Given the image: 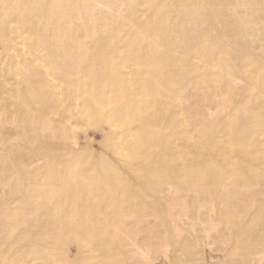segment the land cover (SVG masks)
<instances>
[{
    "label": "bare ground",
    "instance_id": "obj_1",
    "mask_svg": "<svg viewBox=\"0 0 264 264\" xmlns=\"http://www.w3.org/2000/svg\"><path fill=\"white\" fill-rule=\"evenodd\" d=\"M0 1L4 2L5 8L14 2ZM54 1L53 14L62 19L75 10L79 17L96 11L92 4L80 10L63 5L64 0ZM154 19L159 18L155 16ZM151 23L154 21L147 23L148 26ZM139 27L145 29L146 24ZM26 30L31 34L37 32L32 24L22 27V31ZM0 31L5 40L13 43L11 46L18 53L16 62L19 65L17 68L13 66V69H0V78L12 72L10 79L16 82L14 85L11 83L12 89L9 88L7 93L4 87L1 91L0 130L9 139L12 150L13 146L19 149V144L12 140L19 135L29 144V136L35 142L40 141L36 131H27L30 126L41 125V129L47 132L43 142L45 150L25 160L18 155L0 160L4 165L13 164L17 170V175L7 170L1 176L9 183L20 181L29 191L21 199L17 194L13 203L0 202V220L1 217L11 218L19 225L16 234L7 235L11 229L4 233V243L0 237V264H162L161 261L167 264H207L205 252L199 249L190 252L195 253L191 259L182 257L181 253H186L183 248L189 243L183 244L178 238L177 244L182 247L171 248V244L166 242L159 251L153 250L150 256L138 246L137 241L115 231L122 222V215L132 216L129 215L132 211L144 212L147 208L158 212L163 209V198H175L178 190L187 197L193 196L191 205L198 213L211 206L212 211L217 214L219 211L221 223H226L227 227L222 225L227 233H217V238L224 237L227 246H231L232 242L239 243L236 251L228 252L223 249L224 240L213 239V231L211 234V230L205 228L202 234H198L195 243L221 246L216 253H224L228 261L224 259V263L217 264H256L253 262L259 257L262 259L259 264H264V255L246 259L245 248L248 239L255 240L248 255L257 253V248H262L264 253V219L262 222L260 218L264 215V174L259 171L264 167V104L228 105L222 110L237 108L245 116L242 119L232 116L233 127L229 130L210 125L221 119L217 117L219 113H214L219 111L221 100H226L239 84L235 74L226 70L218 77L216 85L213 84L216 79H210L208 73L203 80L191 76L190 86L187 81L178 86L176 79L167 76L165 71L175 74L185 69L186 56L173 60L172 45H167V41L163 43L161 39L158 41H161L160 45L152 39L141 42L137 49L133 44L130 51L135 54L126 55L121 50H107L102 45L103 53L99 51L101 59H94L92 67L83 68L77 62L70 70L69 60L72 57L60 54L62 45L57 30L52 31L54 53L48 46L43 50L33 43L17 47L12 33L4 28ZM40 40L44 42L46 39L43 36ZM104 43L111 46L113 42ZM166 47L169 52L162 53ZM246 54L244 50L237 56L242 58ZM240 63L243 69L259 66L251 55ZM81 68L88 72L95 69L94 81L81 76ZM82 73L86 75L87 72ZM259 80L262 82L261 93H264V77ZM6 83H0V86H6ZM207 83L208 96L213 101L209 104L198 101L195 93L199 89L204 90ZM47 86L51 89L49 93L45 92ZM27 88L43 104L52 98L51 106L45 104L43 109H36ZM186 102H190L191 106L183 107ZM53 108L58 116L56 121L50 119ZM191 112L197 115L195 133L183 130L185 119ZM131 119L133 122H130ZM83 122L88 125L97 123L92 134L104 138V143L95 153L78 149L79 141L74 131ZM173 127L182 130L177 138L170 136ZM20 129L23 130L21 134ZM50 131L54 133L53 138L49 136ZM85 138L88 144L94 140L89 133ZM191 138L196 139L191 141ZM30 145L34 148L35 143ZM56 150L62 153L60 157H56ZM215 154L217 158H210L209 155ZM90 165H96L99 172L92 171ZM154 177H171L176 185L167 181L165 189L154 190L150 186ZM235 180L241 186L257 185L256 188H260L246 192L240 202H236V212L235 209L230 211L222 201L208 203L207 195H218L220 187L223 192L228 186L226 182L230 184ZM64 181L69 182L71 193L63 190ZM234 212L238 213L239 220L244 215L250 217L240 221L238 232L230 228V217ZM257 233H261L260 237H255ZM153 247L158 248L159 245L154 244ZM71 253L75 254L74 258ZM235 255L237 260H234Z\"/></svg>",
    "mask_w": 264,
    "mask_h": 264
},
{
    "label": "rangeland",
    "instance_id": "obj_2",
    "mask_svg": "<svg viewBox=\"0 0 264 264\" xmlns=\"http://www.w3.org/2000/svg\"><path fill=\"white\" fill-rule=\"evenodd\" d=\"M64 1L66 2H64L63 5L65 4L66 6H70V9L79 8L81 10L83 7L87 8L90 4H92L94 5V9L96 7V11H91L92 14H89L91 13L90 11L83 13L80 18L76 10H71L72 12L67 13L64 19H62L53 14L52 8L53 3L55 2L54 0H29V2L28 0H14L13 3L11 2L8 6L6 5V8L3 6L5 5L4 2L0 1V29L4 28L6 32L12 33V39L17 41L16 44L14 43L17 47H21L25 43H33L38 45V47L43 50L47 49L48 46L53 53L56 48L52 42V31L57 30L56 33L62 45V51L60 54L65 53L68 57H72V59L69 60L70 70L76 66L75 63L77 62L80 63L83 68L87 66L92 67L94 59H96V61L101 59L100 54L103 53L102 45L107 50H113L115 52L121 50L124 52V55H126L128 53L135 54V52L130 51L133 49V44L136 45L134 49H137L140 46L139 44L146 40L151 41L152 39L158 45H160L161 41L163 43H166L167 41V45L169 43L172 45L173 53L171 54L172 57H174L173 60L183 55L186 56L184 59L186 60L187 67L182 69L186 71L179 70V72L175 74H173L172 71H165L167 76L176 79L178 86H180L181 82L184 83L186 81L189 82L188 86H190L191 76H197L199 79L203 80V77L206 76L207 73L209 74L210 79H216V83H213L216 85L218 77L220 78L226 70L232 72L239 78V84L233 88L230 92V96L227 97L226 100L220 99L221 104L218 106L219 111H216L214 114L219 113L217 117L221 119L211 123V126L216 125L218 127H225L229 130L233 127L231 122L232 116L236 115V119H242V117L245 116L244 113L238 111L237 108L232 111L222 110L224 107L227 108L228 105L237 106L241 104H264V93H261L262 82L259 80L261 77H264V0H110V2L109 0ZM19 5L22 7L20 8ZM5 9L10 11L4 12ZM99 12L103 13L100 14ZM10 13L11 15L8 17ZM110 15H112L113 18ZM155 16L159 18L156 21L154 19ZM102 17L104 18L102 19ZM152 21H154V23H151V25L148 26L147 23ZM137 22L139 25L146 24V28L141 29ZM30 24H32L34 29L37 30L36 34H31L27 30L26 32L22 31V27H29ZM60 31L61 34H59ZM2 36H4V34L0 31V69H13V66L17 68V66H19L17 64L18 62H16L18 53L14 47L11 46L13 43L5 40ZM43 36L46 39L44 42L43 40H40ZM160 39L161 41L158 43ZM104 41L107 43L112 41L113 43L111 46H108V44H105ZM244 50L247 53L245 57H243V55L242 58L238 57L237 55L241 54ZM164 52H169L168 47L163 48L162 53ZM249 55L254 57V61L259 62V66L253 68L247 67L243 69L240 61L245 60ZM94 64L96 67V63ZM190 65L193 67H190ZM83 68H81V71L87 73L85 75L81 72L80 75H84V77L90 79L91 82L94 81V77L96 75L95 69L94 71L88 72ZM24 69L27 70L26 68ZM212 70H214V72ZM218 71H220L219 74ZM11 75L12 72L9 74L6 73V75L3 74L5 78H0V83L7 82L6 86H0L1 105H3V97L1 98V91L3 87L5 89V93H7L9 88L12 89L11 83L13 85L16 83L14 80L10 79ZM197 83L200 85L203 84L201 81H197ZM204 87V90L199 89V91L195 92L197 96L196 99L206 104L212 103V98L208 96L210 94L208 93V83L207 85L204 84ZM50 90L51 89L47 86L45 92L47 91L46 93H49ZM27 91L33 99V102L36 103V109H39V107L43 109L45 104L51 106L52 98H49L45 104H43L35 99L36 96H32V90L29 91L27 88ZM15 92L16 91H14V93ZM186 105L187 107L191 106V103L186 102L185 104H182L183 107H186ZM55 110L56 109L53 108V114L50 115V119L52 121H56L58 119L57 114L54 113ZM196 120L197 115L192 112L189 113L188 118L185 119L183 130L195 133L194 129L197 128ZM130 122H133V119H131ZM39 126L40 128H38ZM95 128H97V123L88 125L83 122L80 127L74 131V136L75 138L77 137L79 141L78 149L81 148L84 152L92 154L100 148V146L104 143V138L102 135H97L95 137L94 134H92L94 132L92 129ZM19 131L20 134L23 133L22 129ZM27 131H36L40 137V141L35 142L34 138L29 136L30 144L35 143L34 148H32L27 139L20 137V135L16 136L15 138H12V140L14 143L17 142L19 144V149H15L13 146V151L9 139L5 137L0 130V160L3 159L2 157L11 158V156L15 157L17 155L25 160L32 154H37L41 150H45L43 142L45 141L44 137L47 135V132L41 129V125H32ZM181 131L180 127H173L170 131V136L177 138L179 137V133ZM37 133L35 135H37ZM87 133H89L90 137L94 139L91 144L86 142L85 135ZM198 135H201V133ZM49 136H51L50 138H53L54 133L50 131ZM195 139L196 138H191L190 140L193 141ZM15 152H19L20 154H15ZM55 155L56 157H60L62 153L56 150ZM209 156L210 158L218 157L216 154ZM13 167L14 165L11 163L4 165L0 161V202L13 203L12 200L15 199L17 194H19L20 199L23 198L22 196L29 194L28 189H25L24 185L20 181L16 183H9L1 176L3 171L10 170L13 173L17 172V170ZM89 168L96 173L99 172L96 165H90ZM259 171L261 174H264V167H261ZM15 175L17 174L15 173ZM167 181L176 185L175 179L171 177H154L151 182L152 185L150 186H153L154 190H162L166 188L164 185ZM226 184L228 186L226 189L222 188L224 190L223 192H221L220 187L217 193L218 195L211 194L207 195L205 198L209 200L208 203L210 204H214L213 201L216 203L222 201L227 205L230 211L235 209V212L237 210L236 207H234L236 206V202L239 203L245 196L246 192H253L254 190L260 188H256L257 185L256 187L241 186L240 182H237L236 180L233 181V183H230L231 185L228 182H226ZM62 188L63 190L71 193L72 189L69 182L64 181ZM178 192L179 193L173 199H166V197L163 198V209L158 210V212H151L149 211L150 209L147 208L145 210L149 211L147 214H145V211L144 213L141 210L132 211L129 214L132 216L126 217L122 215V222L116 226V233L122 236L126 234L127 238L137 241L139 243L138 246L150 256L153 255V250L155 252L159 251L161 249V245L166 242L171 244V248L177 249L182 247L180 246V243L177 244V240L179 239V242L183 244L184 242L189 243L187 247L185 246V248H183L186 253H181L184 258L191 259V255H194L195 253L190 254V252L195 251V249H199V251L205 252V257L207 256V264H217L221 261L224 263V259L227 262L228 258H224V253H216L221 246H203L202 244L195 243L197 235L202 234V231H205V228H208L211 230V234L214 232V234H212L214 237H212L213 239L224 240V250L228 252L236 251L235 247H237L239 243L235 244L236 242H232L231 246H227L228 243L224 237L220 236L217 238V233H227L225 228L227 227L226 223H221L222 221L219 216V211L218 214L216 211H212L211 206L206 209H202L201 212L198 213L191 205L193 196L187 197L180 190H178ZM235 212L231 213L230 223L231 226L233 224L234 227L230 226V228L233 229L234 232H238L241 228L240 221L247 220L250 217L244 215L241 216L239 220L238 213L235 214ZM260 218L263 222L262 219H264V215L262 214ZM1 219V239L4 233L10 229V234L7 232V235L11 236L17 233L19 225L15 223L14 219L3 217H1ZM178 234L180 236H177ZM260 234L257 233L255 237H260ZM248 240L249 241L245 243L246 259L250 260V258H254V256L262 257L264 255L263 249L257 247V253L252 256L248 255L250 247L255 241L250 239ZM2 242L4 243L5 240L2 239ZM154 244L159 245V247H153ZM212 251L214 253H212ZM70 256L74 258L75 254L71 253ZM235 256L234 260H237L238 256ZM211 257L213 258L211 259ZM261 262L262 259L259 257L258 260L253 263L259 264ZM161 263L167 264L165 261H161Z\"/></svg>",
    "mask_w": 264,
    "mask_h": 264
}]
</instances>
